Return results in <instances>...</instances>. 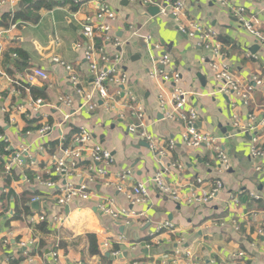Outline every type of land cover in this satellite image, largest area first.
Masks as SVG:
<instances>
[{
  "label": "crops",
  "instance_id": "1",
  "mask_svg": "<svg viewBox=\"0 0 264 264\" xmlns=\"http://www.w3.org/2000/svg\"><path fill=\"white\" fill-rule=\"evenodd\" d=\"M93 1L6 0V5L0 6V18L6 13L14 17L18 11L31 18L39 16L35 23L20 20L10 27H0V135L11 142L8 152L6 145H0V264H49L52 251L58 253L55 264H264V158L252 156V136L232 125L234 115L244 124L249 115H255L261 126L253 135L264 150V87L255 91L248 106L233 94L220 93L207 64L211 51L181 34L172 15H148L139 2L102 0L104 6L117 13V19L111 22V42H104V37L98 35L95 44L105 45L112 58L120 53V67L128 82L125 86H110L106 101L94 97L91 103L97 106L89 111L84 106L93 89L85 60L89 42L82 35L81 25L88 18L103 22L97 18ZM180 1L189 19L217 34L221 61L232 67L241 80L249 82L256 73L264 80V0H229L230 5L244 7L246 15L258 22L263 33L261 41L241 28L231 10L220 8L213 0H170ZM51 4L55 6L48 8ZM140 38H145V43ZM117 39L121 47L116 48L113 44ZM163 54L172 58L170 70L180 74L178 86L189 92L187 108L198 112L197 128L217 137L229 156L228 171L218 173V162L206 146L188 149L183 143L184 123L166 119L158 96L163 91L171 92L175 84L156 76L162 69L157 61ZM65 65L74 68L81 95L68 81ZM35 68L44 70L49 78L28 81ZM34 94L42 96L36 98ZM65 96L74 99L72 107L62 104ZM131 96L136 100L131 101ZM38 99L43 105L30 108ZM136 104L143 106L146 130L160 141L164 156L128 133V127L139 122L131 108ZM44 126L52 131L38 137L37 132ZM82 127L91 131L95 143L111 151L114 163L108 179L112 183L107 185L108 179L91 174L92 162L87 155L71 171L69 180L75 185L86 184L94 192L93 199L76 200L68 211L59 210L56 196L60 189L43 190L35 187L36 181L40 178L60 183L52 157L61 147L73 148L74 136ZM42 142L46 143L43 154L38 150ZM171 142L173 149L168 148ZM22 148L28 149V155L7 173L3 160ZM175 162L183 169L173 168ZM126 169H131L133 176L123 188L131 189L138 182L147 184L150 197L146 203L133 207L118 191L115 175ZM159 172L166 174L170 184L180 186L182 194L189 193L190 184L199 187L198 179L209 191L215 188L216 180L223 187L206 204L176 203L160 195L151 183ZM28 192L38 193L33 199L40 200L37 211L31 207V200V213L25 217L19 211L21 199ZM109 200L117 208L135 212L129 226L112 221L98 210L100 203ZM41 214L49 219L61 214L67 220L52 227L48 222H31ZM165 222L172 223L175 232L157 233L158 226ZM41 223L49 226L48 234L40 233ZM89 235L96 236L105 259L91 255ZM240 254L245 256L240 258Z\"/></svg>",
  "mask_w": 264,
  "mask_h": 264
},
{
  "label": "built area",
  "instance_id": "2",
  "mask_svg": "<svg viewBox=\"0 0 264 264\" xmlns=\"http://www.w3.org/2000/svg\"><path fill=\"white\" fill-rule=\"evenodd\" d=\"M130 3L136 4L141 3L144 9L148 7L156 6L159 8V14L168 17L172 15L178 24V30L181 34L186 35L190 40L197 41L198 47H205L207 50L211 51L212 57L209 60L208 68L212 71L214 80L218 83L220 93L226 95L233 94L235 98L241 101L245 106H248L253 101V96L258 88L264 87V80L261 78L260 73L253 75L249 82L241 80L235 73V71L229 65L221 61L220 44L217 42V34L210 28L202 26L200 23L193 21L188 18L185 10V5L183 2L172 3L170 0H128ZM213 2L222 9H228L233 12L241 28L250 33L257 40H263V33L257 27L258 22L246 15V10L244 7H235L229 4V0H213ZM94 4L97 6L98 16L97 18L103 20L102 23H98L97 19L88 18L82 25V35L89 42L85 51V60L89 66V73L92 78V91L87 94V103L84 104L89 111L96 108V103H91L94 97H97L101 101H106L110 98L109 87H120L125 86L128 82L127 75L122 71L120 64L122 58L120 53H116L113 58L106 51V46H97L95 44V39L98 35H101L103 41L111 42L110 30L111 22L117 19V13L103 5L102 0H94ZM6 5V0H0V6ZM3 32H0V49H1V39ZM114 47H121V42L115 40ZM160 49V48H158ZM256 58L255 56H251ZM58 62L57 59H55ZM64 65V64H62ZM157 65L162 66L161 70L156 72V76L159 75L165 82H173L175 84L174 89L171 92H160L158 100L160 106L165 112L166 119L168 120H178L184 123L186 126V131L183 134V143L190 150L200 149L203 146L209 148L218 162V173L228 171L231 167L230 158L221 147L219 139L213 136L209 132L201 131L197 128L198 112L195 109H188V97L189 92L185 89L179 87L180 74L175 70H170L172 65V58L168 54H163L159 57ZM65 69L68 72V81L74 86L77 94L81 95L82 90L79 89L80 80L77 77L73 67L65 65ZM155 75V73H154ZM47 80L49 78L48 74L40 69L35 68L33 74L28 77V81L32 82L34 79ZM16 92V91H15ZM131 101H135V97L131 96ZM62 104L70 108L75 102L72 97H63L61 99ZM43 105L41 99L36 100L33 107L39 108ZM135 117L139 120L136 124H131L128 127V133L146 143H148L150 149L159 156H164V151L160 148V141L157 138L150 135L146 130V117L143 106L136 104L131 106ZM19 111L22 107H17ZM68 120V116L66 117ZM232 125L237 131H241L246 134H250L252 143V156L257 158H264V150L259 148V138L254 136L253 133L258 131L261 123H257L255 115H249L248 122L242 123L241 120L234 115L232 118ZM52 131L50 126H44L37 132L38 137H45L49 132ZM74 147L65 148L61 147L59 152L52 157V162L54 165V170L56 174L60 177L61 181H65L64 185L60 183H55L52 181H43L37 178L35 187L51 191H59L60 193L56 196V206L59 210H64L76 201H90L94 197V192L86 184L75 185L70 182L69 176L71 171L77 169L80 164L84 161L87 155L90 156L92 162L89 171L93 176L99 179H108L111 176L110 168L114 163V158L111 151L104 148L99 143L93 141V135L91 131L82 127L79 132L74 136ZM6 145L5 151H10V139L5 135H0V145ZM174 143L171 142L168 145L169 149L174 148ZM38 150L41 153L46 152V143L42 142L38 146ZM28 155V149L22 148L17 150V152L10 156L8 159H4L6 172L9 173L12 169V165L16 163H21L23 161V156ZM34 165V163H33ZM173 168L183 169L181 163L175 162L172 164ZM133 176V171L131 169H126L115 175L117 183L120 185L117 187L118 191L124 193L126 201L129 205L133 207L136 205H142L146 203L150 197L147 184L138 182L131 189H124L123 184L127 182L129 178ZM2 173L0 172V178ZM92 181V180H91ZM199 187L194 185H189L191 190L187 194H182L180 186L172 185L167 181L166 174L159 172L155 174L151 183L155 187L156 191L162 195L169 197L173 202L185 203L189 206H198L208 203L210 200L215 198L223 187L220 180H216L214 185L215 188L211 191L203 189L202 184L204 183L202 179L197 180ZM112 182L108 179L106 184L109 185ZM60 185V186H59ZM40 198L37 197L33 199L32 202H39ZM102 215L109 217L112 221H123L125 225H130V218L135 216V212L130 211L126 208H117L113 200L105 201L100 203L97 207ZM70 209V208H69ZM67 220L66 217L61 216V214L54 215L50 219L46 217L45 214H41L39 218H32L31 222L41 221L48 222L50 227L55 225H63ZM175 232V226L170 222H165L159 225L157 228V233ZM260 234L263 232L260 231ZM151 236H154L152 234ZM24 245V244H23ZM108 247V244H106ZM52 262L49 264H55L58 259V253L56 251L51 252ZM118 253H114V256H118ZM244 254H240L239 257H244ZM187 264H195L193 261H189Z\"/></svg>",
  "mask_w": 264,
  "mask_h": 264
},
{
  "label": "trees",
  "instance_id": "3",
  "mask_svg": "<svg viewBox=\"0 0 264 264\" xmlns=\"http://www.w3.org/2000/svg\"><path fill=\"white\" fill-rule=\"evenodd\" d=\"M30 4H32V3H30ZM54 6H55L54 4H51L50 6H48V8H52ZM31 17H28V16L22 14L21 11L20 12L18 11L14 15V17H12L9 13H6L0 18V27L1 26L5 27V28L10 27L12 24H14L20 20L31 19V22L35 23L39 18V16H37V15H34L33 18H31ZM21 55H22V53L19 52L18 56H21ZM34 93H35V91H34ZM34 96L36 98H39L42 95L34 94ZM36 195H38V193L36 194L35 192H30V193L28 192L27 194H25L23 196V198L21 199V211H19V214H21V216L23 215V213H24L25 217L27 215L28 216L30 215V213H31L30 202L33 199V196H36ZM38 229H39L40 233H43V234H48L50 232L49 226L47 225V223H41L40 225H38ZM88 239H89L91 255H98V256H101L102 259H105V256L102 255V253L99 249V245H98V241H97L96 236L95 235H89ZM44 246H45L44 242L41 241V247H44Z\"/></svg>",
  "mask_w": 264,
  "mask_h": 264
},
{
  "label": "water",
  "instance_id": "4",
  "mask_svg": "<svg viewBox=\"0 0 264 264\" xmlns=\"http://www.w3.org/2000/svg\"><path fill=\"white\" fill-rule=\"evenodd\" d=\"M146 11L148 12L147 14H148V15H151V16L159 15V12H160L159 8L156 7V6L148 7V8L146 9ZM145 40H146L145 38H140V39H139V41H140L141 43H145ZM142 46H143L145 49H147V46H145V45H143V44H142ZM147 146H149V145H147ZM31 207L33 208V210L37 211L38 208H39V203H38V202H34V203H32ZM66 210L68 211V210H69V207H67ZM107 256L109 257V256H110V253H108Z\"/></svg>",
  "mask_w": 264,
  "mask_h": 264
}]
</instances>
